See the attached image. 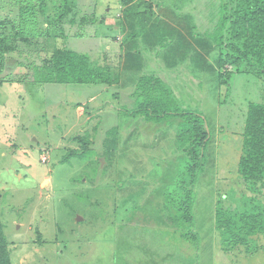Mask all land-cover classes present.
I'll return each instance as SVG.
<instances>
[{
  "label": "rangeland",
  "instance_id": "rangeland-1",
  "mask_svg": "<svg viewBox=\"0 0 264 264\" xmlns=\"http://www.w3.org/2000/svg\"><path fill=\"white\" fill-rule=\"evenodd\" d=\"M20 1L0 0V218L11 263L123 264L181 258L172 254L177 250L185 251L187 264H264V234L250 241L254 253L243 246L227 250L214 218L217 207L249 206L252 194L237 162L248 105L262 100L264 76L235 72L221 83L227 70H234L229 65L209 72L189 59L166 68L140 42L144 66L125 71L120 84L28 81V68L63 47L122 72L125 33L117 27L123 8L120 0H68L73 10L63 15V0H37L40 21L22 30ZM159 1L150 4L161 17L170 8ZM217 2L193 0L181 8L193 14L203 37ZM82 17L88 21L84 26ZM28 71V80H22ZM147 74L159 76L182 107L201 113L211 132L207 152L197 160L188 224L166 196L183 172L184 150L191 144L179 139L181 119L150 122L124 113L134 107V82ZM79 137L89 148L82 157L63 161L70 150L81 151ZM171 217L182 224L174 225Z\"/></svg>",
  "mask_w": 264,
  "mask_h": 264
},
{
  "label": "trees",
  "instance_id": "trees-1",
  "mask_svg": "<svg viewBox=\"0 0 264 264\" xmlns=\"http://www.w3.org/2000/svg\"><path fill=\"white\" fill-rule=\"evenodd\" d=\"M192 1L160 0L158 3L161 6L169 3L170 11L158 17L152 13L150 0H120L123 16L117 28L125 33L120 44L122 72L115 73L88 54L63 47L53 49L41 65L28 68L31 70L30 78L28 80V71L22 80L36 83L120 84L122 77H127L125 71H139L144 66V59L139 52L140 42L147 49L155 51L166 68H174L189 59L196 69L209 72H219L220 68L229 65L234 70H227L226 80L222 79L221 83H228L229 77L235 72L254 71L264 76V0H219L213 3L214 18L209 30L205 31L206 37L198 32L193 14L181 11L185 3ZM36 2L20 1L18 22L22 30L40 21V8ZM67 2L63 0L66 9L63 15L73 10V6ZM87 23L86 17H82L79 25ZM25 36L24 31H21L20 37L27 40ZM131 97L135 103L134 107L124 111L127 116H138L150 122L170 117L181 119L179 139L188 138L191 144L184 150L182 176L179 174L166 196L181 211V217L191 222L192 187L198 177L197 160L199 155H205L211 142L208 123L198 111L182 107L157 75L139 76L134 82ZM79 140L81 151L70 150L63 161L68 157H82L87 151L89 142L84 137H79ZM237 172L252 194L246 201L249 206L236 209L217 207L215 228L221 245L227 250L243 246L245 252L254 253L257 247H250V241L253 236L264 234V203L258 198H264V90L260 102L248 105ZM0 264H12L1 218Z\"/></svg>",
  "mask_w": 264,
  "mask_h": 264
},
{
  "label": "crops",
  "instance_id": "crops-1",
  "mask_svg": "<svg viewBox=\"0 0 264 264\" xmlns=\"http://www.w3.org/2000/svg\"><path fill=\"white\" fill-rule=\"evenodd\" d=\"M167 218H169V216L167 217ZM173 218L174 217H171V219L173 220ZM133 219H139V218H137V217H132V219L131 220H133ZM173 222H174V220H173ZM179 223H181L182 224V221L180 220V222L179 221H176V222H174L173 224L174 225H178ZM186 224H188L187 222H186ZM135 225L136 226H140L138 223H135ZM135 225H133V226H135ZM127 226V225H126ZM126 229H129V228H127V227H125ZM177 230V229H176ZM171 231L172 230H170V228H167L166 227V229H165V235H167V236H171L170 234H171ZM181 231V230H180ZM113 234V233H112ZM179 236L180 237H182L183 239H186V240H188L189 239V236L188 235H186L185 233H179ZM124 241V240H123ZM186 246H187V244H185ZM182 248H180V250H181ZM172 254H179L180 256H181V258H177V259H171V258H168V259H162L161 257L159 258H148V259H145V258H136V259H132V261H129L128 259H125L124 261H123V264H187V259H186V256H185V251L183 252V251H180V252H178L177 250H173L172 251ZM158 256H160V254L158 255Z\"/></svg>",
  "mask_w": 264,
  "mask_h": 264
}]
</instances>
